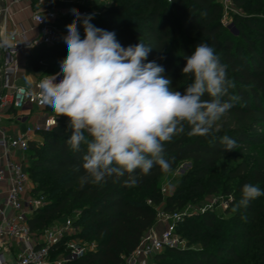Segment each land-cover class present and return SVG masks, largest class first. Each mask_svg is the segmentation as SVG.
Instances as JSON below:
<instances>
[{"label":"trees","instance_id":"obj_1","mask_svg":"<svg viewBox=\"0 0 264 264\" xmlns=\"http://www.w3.org/2000/svg\"><path fill=\"white\" fill-rule=\"evenodd\" d=\"M108 1L111 5L100 8L93 24L115 32L124 47L140 41L152 47L145 62L155 61L164 67L163 75L170 78V88L183 92L192 82L190 76L182 74L185 57L193 53L198 43H206L214 48L234 84L221 100L228 101L233 96L238 99L210 134L191 135L186 124L184 132L164 144L163 155L171 164L170 170L183 161H191L195 166V183L187 190L178 188L167 197L160 190V179L170 170L164 171L158 165L147 175L137 170L134 185L125 183L128 179L125 174L110 177L102 184L81 186L82 156L86 148L82 145L80 152L72 151L66 143L70 136L65 128L67 118L54 116L57 125L51 131L38 133L41 142H30L29 175L35 185L34 194L43 195L46 205L30 217L29 225L33 232L42 233L78 212L73 218L74 227L80 231L78 236L95 242L96 250L72 264H125L124 257L132 254L144 235L156 225L158 207L163 205V212L172 214L183 207L185 193H204L202 181L230 153L239 150L246 155L251 149L264 146V0H231L233 9L242 10L233 16L236 32L224 26L220 0ZM70 23V19L65 22ZM66 56L65 43L41 47L28 55L25 75L50 74ZM204 99L210 97L205 95ZM45 110L52 111L49 106ZM225 135L237 142L234 150L225 152L220 142ZM230 175L238 180L234 191L241 199L244 184L259 185L264 180V161L260 171L250 172L242 163ZM235 205L231 203L230 209ZM240 208L244 218H234L240 230L230 236L221 234L215 217L201 214L197 217L212 231H202L196 226L190 238L196 235L204 238L202 248L165 249L154 256L156 264H173L168 260L171 254L184 259L177 264H250L249 260L264 264V210L255 206L254 200ZM178 229L179 226L176 233ZM214 238L223 240L224 244L211 245ZM244 242L255 249L251 256L239 252Z\"/></svg>","mask_w":264,"mask_h":264},{"label":"clouds","instance_id":"obj_2","mask_svg":"<svg viewBox=\"0 0 264 264\" xmlns=\"http://www.w3.org/2000/svg\"><path fill=\"white\" fill-rule=\"evenodd\" d=\"M72 13L76 18L66 25L67 34L62 37L67 56L59 61V72L44 74L38 81L31 74L24 79L38 92L41 103L67 118L70 149L80 152L85 146L81 186L102 184L125 174V183L134 185L137 170L147 175L157 165L169 171L164 144L184 132L186 124L191 135L210 134L238 99L221 100L234 84L208 44L198 43L185 57L182 74L190 76L192 82L183 92L176 91L170 88L171 80L163 75L162 65L145 62L152 47L141 41L124 47L115 32L91 23V15L81 16L77 9ZM11 43L10 36L0 34V47ZM25 90L22 87L19 92ZM205 95L210 99H204ZM220 142L225 152L237 147L227 135ZM262 195L258 185L244 184L233 210L247 207Z\"/></svg>","mask_w":264,"mask_h":264},{"label":"built area","instance_id":"obj_3","mask_svg":"<svg viewBox=\"0 0 264 264\" xmlns=\"http://www.w3.org/2000/svg\"><path fill=\"white\" fill-rule=\"evenodd\" d=\"M90 1L103 2V0H71L65 2V6H55L51 0H13V3L31 6L32 20L39 35L34 39H28L24 29L19 34L10 35L12 43L11 46H4L3 62H1L0 50L2 63L0 109L7 104V95H3L4 92L10 94V107L15 111L34 107L46 109L47 105L41 103L38 92L15 84V78L19 72L16 56L22 50L36 51L41 47L63 44L62 37L67 34L66 20L70 19L72 22L76 18L72 13L73 9L79 10L81 16L91 15L93 17L91 23H93L100 11L91 10L88 5ZM220 2L225 10L232 8L231 0H220ZM0 3H2L0 24H4L10 7L4 3V0H0ZM80 26H83L82 21ZM22 87L26 89L23 94L19 92ZM1 116L0 113V149L4 164L0 165V185H5L6 189L1 193L4 196L3 203L0 204V264H72L81 260L87 253L96 250V243H89L78 236L80 231L74 227L73 218H67L64 222L55 224L42 233L33 232L29 225L30 217L46 205L43 195L34 194L35 185L28 171L30 166L28 152L32 141L30 133L51 131L57 125V118L47 117L33 130L27 129L23 135L10 137L1 124ZM16 153H21L22 157L17 156ZM7 210L10 211V215L7 214ZM181 220L182 216L178 213H160L156 224L161 226L162 230H156L153 227L148 231L135 251L124 257L125 264H146L150 258L162 253L165 249L183 246L185 242H182L176 233ZM13 250H16V255L10 260ZM54 253L58 254L52 262Z\"/></svg>","mask_w":264,"mask_h":264},{"label":"rangeland","instance_id":"obj_4","mask_svg":"<svg viewBox=\"0 0 264 264\" xmlns=\"http://www.w3.org/2000/svg\"><path fill=\"white\" fill-rule=\"evenodd\" d=\"M111 5V2L108 0H103V2H94L91 3L90 9L95 11H100L102 7H108ZM222 18V22L225 27L230 29L233 32L235 31L233 16L241 13L242 10H225ZM83 26L80 28L81 34L83 32ZM50 114L57 116L53 111H48ZM61 117V116H60ZM31 125L33 122H30ZM34 125V124H33ZM32 125V127H33ZM34 128V127H33ZM264 161V146H260L254 149H251L249 154H242L237 150L235 153H230L227 157L222 159L210 174H208L202 185L204 188V193L198 195L195 193H185L182 198H184L185 203L182 208L175 209L172 213H178L182 216V220L179 222L177 235L179 236L182 242L185 244L179 246L182 249H191L198 250L202 248V242L205 240L200 235H196L194 238H190V234L196 229V226L200 230L211 232L212 229H207L203 224L202 220L197 216L201 214H212L218 223V230L221 231V234L232 235L235 230H240L234 223L235 217H241L242 211L241 208L233 210L230 209V204H237L240 200L239 195L235 194V187L238 184L237 179H233L230 173L235 170L239 165L244 163L250 170V172L260 171L261 162ZM195 166L191 161L179 162L175 167L165 174L160 179V190L165 197L174 194L178 188H185L187 190L190 184L195 183V175H193ZM262 191H264V180L258 185ZM196 197H195V196ZM255 206L264 210V195L256 198L254 200ZM163 206V205H162ZM158 207V215L163 212V207ZM78 212H74L71 218H76ZM158 217V216H157ZM242 218V217H241ZM244 218V216H243ZM156 230H162L161 226L158 227L156 224L154 226ZM211 235V234H210ZM90 243V242H89ZM214 244H224L223 240L219 238H214L211 243ZM230 246H234L232 243ZM239 252L251 256L255 253V249L247 243H241ZM55 258L51 261L53 262ZM171 263L177 264L183 262L184 259L177 257L173 254L169 255ZM250 264H261L260 262H254L249 260ZM146 264H156L154 256L149 259Z\"/></svg>","mask_w":264,"mask_h":264},{"label":"crops","instance_id":"obj_5","mask_svg":"<svg viewBox=\"0 0 264 264\" xmlns=\"http://www.w3.org/2000/svg\"><path fill=\"white\" fill-rule=\"evenodd\" d=\"M67 1L71 0H51L53 5H62ZM78 1V0H74ZM88 1V0H87ZM4 3L10 7L9 15L7 16V19L4 24H0L1 32L0 34H7V36H10L12 34L16 35L23 31V29L27 32L28 39H34L39 35L38 29L35 26L33 20H32V8L31 6L27 4H17L13 3V0H4ZM94 2H88V5ZM2 6V3H0V7ZM1 22V18H0ZM2 25V26H1ZM82 26H80L81 28ZM1 54H2V60H4V47H0ZM35 51L31 50H22L17 54V60L19 62V72L15 78V84L19 86H24L29 88L26 85L25 82V64L26 59L30 53H33ZM0 62V66L2 63ZM59 69V65L55 66L52 69V73L57 72ZM44 74L48 73H40L38 75H34L36 80L41 79ZM1 93V90H0ZM3 95H7L6 98V106L2 109H0V113L2 114L1 118V124L5 128L7 135L10 137H16L19 135H23L26 133L27 129L33 130L36 125L41 124L45 121L47 117L54 116L50 114L48 111L44 109H39L37 107H34L32 109H25L22 111H14L10 107L11 103V97L8 92H4ZM30 122H33V127ZM23 127L26 129L25 132H23ZM32 141L41 142L42 137L38 133H30ZM17 156L22 157L21 153H16ZM2 156V150L0 149V157ZM4 164L3 157L0 158V165ZM6 189L5 185H0V204L3 203V196L2 192ZM7 214H11L9 210H7ZM159 227V226H158ZM16 255V250H13V254L9 259H13Z\"/></svg>","mask_w":264,"mask_h":264},{"label":"water","instance_id":"obj_6","mask_svg":"<svg viewBox=\"0 0 264 264\" xmlns=\"http://www.w3.org/2000/svg\"><path fill=\"white\" fill-rule=\"evenodd\" d=\"M2 18H3V17H2ZM0 31H1V27H0ZM22 130H23V132H25V131H26V129H25L24 127H23V129H22Z\"/></svg>","mask_w":264,"mask_h":264}]
</instances>
